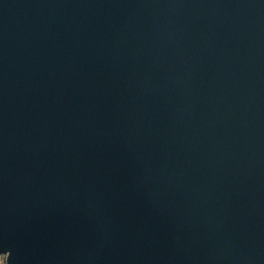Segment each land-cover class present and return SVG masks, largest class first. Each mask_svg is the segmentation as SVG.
Instances as JSON below:
<instances>
[{
	"label": "water",
	"instance_id": "obj_1",
	"mask_svg": "<svg viewBox=\"0 0 264 264\" xmlns=\"http://www.w3.org/2000/svg\"><path fill=\"white\" fill-rule=\"evenodd\" d=\"M5 264H264V0H0Z\"/></svg>",
	"mask_w": 264,
	"mask_h": 264
},
{
	"label": "rangeland",
	"instance_id": "obj_2",
	"mask_svg": "<svg viewBox=\"0 0 264 264\" xmlns=\"http://www.w3.org/2000/svg\"><path fill=\"white\" fill-rule=\"evenodd\" d=\"M5 259L6 257H2V255H0V264H5Z\"/></svg>",
	"mask_w": 264,
	"mask_h": 264
},
{
	"label": "trees",
	"instance_id": "obj_3",
	"mask_svg": "<svg viewBox=\"0 0 264 264\" xmlns=\"http://www.w3.org/2000/svg\"><path fill=\"white\" fill-rule=\"evenodd\" d=\"M2 257H4V258H5V256H3V255H2Z\"/></svg>",
	"mask_w": 264,
	"mask_h": 264
}]
</instances>
